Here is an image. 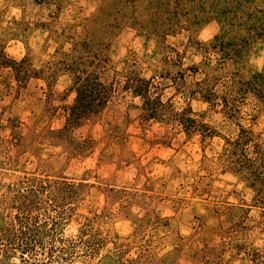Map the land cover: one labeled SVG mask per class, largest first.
Listing matches in <instances>:
<instances>
[{
  "label": "rangeland",
  "instance_id": "1",
  "mask_svg": "<svg viewBox=\"0 0 264 264\" xmlns=\"http://www.w3.org/2000/svg\"><path fill=\"white\" fill-rule=\"evenodd\" d=\"M76 41L108 81L152 78L215 135L147 117L122 87L65 132ZM0 51L25 58L22 76L0 64V264H254L264 209L222 155L241 126L264 141V97L229 116L192 91L208 72L220 94L264 74V0H0Z\"/></svg>",
  "mask_w": 264,
  "mask_h": 264
},
{
  "label": "trees",
  "instance_id": "2",
  "mask_svg": "<svg viewBox=\"0 0 264 264\" xmlns=\"http://www.w3.org/2000/svg\"><path fill=\"white\" fill-rule=\"evenodd\" d=\"M86 43L89 44L76 41L69 52L62 53L63 59L60 63L72 73L71 90L75 93L73 104L66 109L67 122L63 129L65 132L70 131L83 120L100 114L111 102L114 94L122 87L145 98L143 109L147 117H155L165 111L169 113L171 120L181 124L188 133L199 132L205 137L215 135L208 124L198 121L190 115L191 107L179 112L172 104L167 105L162 99L158 100L155 92L152 91V88L156 87L152 78L147 79L137 75L126 77L124 83L117 79L108 81L106 77L107 62L102 58H97L94 52L86 49ZM0 64L13 67L18 70L21 76L24 74L25 58L18 62L9 58L5 51H0ZM193 71L199 72L198 66ZM263 78L264 74H258L248 81H227L222 94H220L217 90L218 78L208 72L204 79L195 82L192 94H199L213 105H218L219 99H222L225 112L229 116H236L240 113L239 102L246 93L252 91L258 96L264 97ZM165 106L168 108H164ZM222 160L230 169L240 174L247 182V186L255 191L254 205L264 209V141L253 131L241 126L236 138H226ZM48 183L50 185V182ZM64 183L74 185V183ZM36 186L44 187L45 185L42 181ZM9 243L8 250L10 251L13 243ZM251 254L254 264H264V251L255 248Z\"/></svg>",
  "mask_w": 264,
  "mask_h": 264
}]
</instances>
